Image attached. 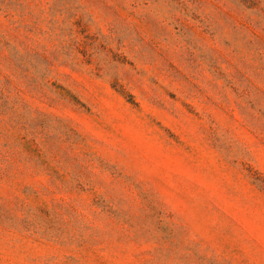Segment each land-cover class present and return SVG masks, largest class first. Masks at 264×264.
I'll use <instances>...</instances> for the list:
<instances>
[{
  "label": "rangeland",
  "instance_id": "1",
  "mask_svg": "<svg viewBox=\"0 0 264 264\" xmlns=\"http://www.w3.org/2000/svg\"><path fill=\"white\" fill-rule=\"evenodd\" d=\"M0 264H264V0H0Z\"/></svg>",
  "mask_w": 264,
  "mask_h": 264
}]
</instances>
